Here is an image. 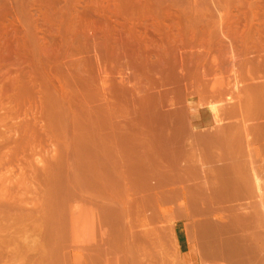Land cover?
<instances>
[{
	"label": "rangeland",
	"instance_id": "rangeland-1",
	"mask_svg": "<svg viewBox=\"0 0 264 264\" xmlns=\"http://www.w3.org/2000/svg\"><path fill=\"white\" fill-rule=\"evenodd\" d=\"M43 1L42 0H0V32L2 31L1 32L2 34L0 33V69H1L0 73L3 74L0 75V81H1L0 89L2 88V92L0 93H2L1 95H4L3 97L4 100L0 95V249L3 251L6 250L7 253L5 252V254L8 255L7 257L5 256V254L3 255V257L0 259V264H6L5 262H7V264H77V263L78 264H132L129 261H136L133 262V264H184L183 257L181 256L177 246V235L180 236L182 229L186 227L189 234L191 249L195 250L196 252L197 251L196 244L197 245L199 244V240L197 236V227L199 223L204 222L203 219L193 218L189 216V209L193 207L191 204L186 203L185 200L183 199L179 203L162 204L159 205L158 207L156 204L107 202L109 195L111 194L115 196L118 195L117 193L118 188L115 190L113 189V193H110V190L108 188H104V189L100 188L99 191L104 190V193H99L97 195L95 192H93L92 178L90 177L89 183L87 182L86 154H87V149H89L90 147L89 133L91 131V121H92V109H91L93 104L92 102L94 101L95 103L94 105H100V106H102V104L104 106H110L115 104L116 107L120 108V112H119L120 114L118 113V118L121 119V121L127 118L126 116L127 114L125 115V112L127 113L126 109L125 112H123L124 110H122V108L125 106L124 101L122 100V96L123 94L125 95V92L122 91L123 88L120 86L119 83L120 78L118 77L119 74L118 72L122 73V75L125 76L127 75V77L129 76L128 80L130 79L129 80L130 82L132 83L134 82L135 80L133 77L134 74H132V71H130L131 69L129 68H131V65H133L131 59H133L132 56L134 55L131 52L133 50H136L138 44H136V42L133 43L132 39L131 42L130 38L127 37L128 35L126 36L128 29L127 27L129 23L127 22V20L115 16V14L113 15L112 13H110L108 8L112 6V3H114L115 0H108V1L106 0L107 2L103 0L105 1V3L101 0L100 4L101 2H103L102 4H104L103 5L104 7H100V8H99L100 4L98 6L93 4L98 0L94 2H92V0H78L77 3L76 2L73 3L74 2L73 1L72 2L73 4H71V2L68 3L69 0H53V2L52 0L51 1L43 0ZM47 1H49V3ZM246 1L247 3L251 2L249 4H251L252 6H255L256 4L258 5L260 4V7L262 8L259 7L257 8V11L255 10L258 13V15L255 16V18L256 17L258 18L254 20L255 23H253V25L257 27L263 24L264 13H261L260 11L264 12L263 11L264 2H261V0H259V2L258 0H256V2L254 0L251 1L234 0L235 4L233 6L235 7L233 12L234 14L236 15L239 14V15L235 16L236 18L235 17L233 18L237 19L238 17L240 18L242 16L245 17V11L249 10V4H247ZM41 2H43L45 5ZM91 4L94 6H92ZM238 5L239 7L236 8V6ZM240 5L242 7H240ZM68 6H70L69 8H71L70 12L73 13L74 16L73 18L74 19L76 18L75 20H77L76 23L81 24V21H83L84 19L86 21H91V20L93 21L95 19L94 23L96 22L98 24L99 22V25H96L95 23L96 27L98 26L100 27L101 25L100 28L98 27L99 29L98 33H97L98 29H96L97 31L95 29H92L90 33L92 34L93 32V35H90L89 38L91 39L88 40L89 43L90 41L92 42V40L94 43L93 42L90 43V46L93 47V49L89 46L90 50L87 52V55L89 53L91 55L87 56L85 53V55L89 59L92 58V60H89L87 58L89 60V66L87 63V78L90 79L87 85H84L85 82H83L79 78H77V80L79 79L78 81H76V78H74L73 81H76L74 82L75 84H73V82L71 81L72 82L70 84L71 86L70 85L68 86L66 82L70 77L67 76L66 78L63 76L60 78L61 81H63L64 78L67 79L64 80L65 82L63 81V83H65L67 87L60 80H57L56 78H54L52 82L51 80L50 81L44 80L45 78L44 75H46L47 73L49 74L50 71L56 70L55 69L56 60L53 59L51 61H48L45 51L47 49H51L52 47L53 48L57 47V49L60 48L62 45L66 44L68 40L72 38V37L70 38L71 35H75L77 32H80L82 30V26L78 25L80 28L78 26H76V28L77 29L79 28L80 30L77 31L74 30L75 32L74 34L73 33L68 34L69 39H66V37L63 35V30H61V28H62V24L64 25V23L67 22V18L61 16V14L62 11L68 8ZM106 6L107 9L105 10ZM244 6H247L248 9H246L247 7L244 8ZM59 7L61 8V10ZM96 8H98L102 12L99 11L98 9L96 10ZM240 9L245 11L241 12ZM94 10L98 11V13ZM90 13L92 15L95 13L93 15L94 17ZM52 14H55L54 16L57 15L56 18L54 17L55 20L53 19V21H51L52 18L51 20H49L50 17L48 19V16H45V15L50 16ZM86 14H90V18L86 17ZM99 16L101 19L99 18ZM244 17H242L241 19L238 18L241 21L240 23L241 27L246 22V19ZM174 18L173 19L170 18L171 20H168L169 18H167L165 20L168 27L173 26L175 22L178 21L176 18L175 21ZM260 18L263 21V23L260 20ZM78 19L79 20L82 19V20L78 22ZM209 19L215 20L216 18L210 17ZM234 19L232 20L231 18L232 21H234ZM151 20L150 19L147 20L148 22L146 20L144 21L150 23ZM153 20L151 21L150 23L151 25H149V28L148 26L147 28L149 30L150 36L152 38H157V37H153L154 34H152L156 31L155 24L157 22V20H155L153 23ZM172 20L174 22L173 25H172L173 23ZM144 21H143L144 24L138 25L140 26L139 28H141L142 30L144 29L142 28L143 25H144L143 27H146V23ZM240 21H238V24L237 23L235 24L239 25ZM165 22L164 24H166ZM113 25L116 26V28L112 27ZM109 26L111 27L109 28ZM150 26L153 31H151ZM261 26H264V24ZM48 28L49 30L50 29L51 30L49 31ZM106 28H109V30H111L110 32L113 34L106 32L105 30ZM122 29L124 30L126 29V30L124 31ZM225 30H227V28ZM61 36H63L64 39L63 37L61 38ZM93 36L96 37L93 38ZM155 36L158 35L156 34ZM234 36L229 35V37L232 38L234 43L236 42L235 50L237 56L235 59L234 68L236 71H238L244 65L242 60L244 58L242 57L243 46H241L242 45L241 42L239 43L240 41L239 37L235 36L234 38ZM236 37H238V39ZM107 38L108 40H106ZM99 40L100 41L102 40L105 44L101 42L104 45L103 44L99 45L100 44V42H98ZM225 40L226 39L222 40L220 43L217 42L218 44H216L215 47L216 46L222 47L223 52L225 53L223 54L227 55L226 54L227 47L224 46V44L227 45L226 44L227 40L226 41ZM95 41H97L98 43ZM128 43L129 44L132 43L133 45H129V48L127 49L126 45ZM222 43L223 45L221 46ZM91 44H95V45H91ZM46 45L47 48H45ZM102 45L104 46V49L101 48ZM113 45H116L117 48L120 47L122 49V53H121L120 48L119 49L115 48L116 50H119L117 52H120L122 56L127 52L131 53L132 55L130 54L131 55L130 56L128 55V53L125 54L124 57H122L124 59L121 58L120 60L117 61V63L116 62L114 63L117 65V68H115L114 70L109 69L110 83H112V81L113 83L111 84L112 87H110L111 85L108 86L110 83L107 84L108 88L110 87L111 89L110 90L108 89L109 91L106 93L104 92L103 89L105 88V90H107V87L104 86L102 83L103 82L102 80L104 79L103 78L104 75L100 71L101 69L98 70L97 68L98 66L95 58H98L99 60L97 54L98 52L99 55H101V57L102 54H104L102 57L103 60L101 66L106 65V67L108 68L110 66V60L106 56L107 53L109 56V53H111L112 50L114 49ZM94 46L95 47L99 46V48L101 49L91 52L92 50H96L98 48L97 47L96 49H94L95 48ZM130 46H134L133 47L134 49L133 48L130 49ZM238 49L240 51H238ZM123 50L124 52L126 50L128 51L124 53ZM212 51L213 52L211 53H213V55L215 51L216 54L217 52H219L218 50H214V49ZM101 52L102 54H100ZM95 53L97 54V56ZM211 53H209L210 55L207 54L209 55V58L207 55H205L207 57L204 56L208 60L203 59L204 65L203 67H200L201 69L203 68L207 72L206 75L209 77L208 78L209 80H206V84H203L201 82L203 84L201 85V88H199L197 85H194L197 82L195 83V81L193 80H192L193 82H191L190 79L188 80L186 79L185 81L186 86H184V84L182 85L177 84V88H176L175 87L176 83L170 82L171 84L168 83L166 86L154 87L153 90L159 89L162 92L164 91L163 89L165 88L166 89L168 88L169 91L171 89L170 92L172 94L176 93L175 95H177V97L174 95L176 97L175 99L176 101H174V99L173 100L170 99L172 98L171 96L170 98L168 97L164 100L163 108L164 109L168 108V109L167 110L162 109L163 112L168 110L169 111L171 110L172 112L175 108V105H177V103L186 106V103L192 100H198V103L200 105L206 106L208 103L207 102L208 98L206 99V101L205 99L203 101L200 95L202 92L206 91L205 89H207L208 91L205 92L206 94L209 93V91H211V89L213 88L211 82L213 83L214 80L213 78L215 74H219L221 71L223 74L225 73L224 75L230 76L232 78L233 74H231V68L233 66L230 64L231 62H229V64L228 62H226V64L224 63L225 66L221 65V62L219 63V61L217 62V64H215L216 62L212 63ZM251 53L254 54L253 51ZM251 53L249 54L250 56L253 55V54L251 55ZM79 55L82 56L83 54L80 53L74 55L69 54L67 55L66 59L71 63V60L81 57ZM126 55L130 57H127ZM8 56L9 58H7ZM104 59L106 62L104 61ZM198 60L199 59H197V62H200L202 64L203 61L200 60L198 61ZM126 61L129 62L130 64H128ZM135 61L134 63L137 62ZM241 62L243 64H241ZM90 63L96 66L97 69H95V67ZM211 63L213 67L210 65ZM14 64L16 67L14 66ZM194 64H196V60ZM119 65L121 66L123 65V67L120 68L121 66ZM261 69L262 70H259L260 71L259 75L261 76L259 78L260 79L263 78L262 80H260L258 78V75L256 76L255 74V72H257L258 74L259 71L254 72L255 74L254 76L256 77V79L260 80V81L258 80V82L264 81V76H263L264 69L263 68ZM14 73H17L15 74L17 75L16 77ZM88 73H90L92 76L96 74L95 76H93V78L94 77L95 78L93 79L92 76L89 75ZM99 75L100 77H98ZM6 76H8V78H6ZM96 77H98V79ZM109 79L107 80L106 78L107 81H109ZM232 80L233 79L230 80L229 85L233 84ZM59 83H61L64 86L60 85ZM192 83L194 87L192 86ZM83 85L85 87H83ZM88 86L91 92L89 91V89H86L88 88ZM169 86H173L174 89L173 92H172L173 90L172 87L170 88ZM182 86H184V89H182ZM195 86L198 88H196ZM232 86L233 85L229 86V88L225 90L226 93L228 92L227 94L225 93V91H223L224 95L223 93L221 95V88L218 87L217 85L216 87L218 88L216 89L214 87L215 91L213 90L214 89L213 88L212 89L213 92L210 93L213 96H211L210 94L208 95V97L210 96L209 99L211 98L212 103L213 102L218 103L220 102V100L225 101L227 97V96L225 97V95H229L231 93ZM63 87H66L68 90L72 91L73 93L75 91L74 95L70 94L69 91H66V93H68V97L70 94L71 101L73 99L76 100L80 99V103H81L82 99L81 97L80 98L78 97L81 96L79 95L81 94V92L84 93L86 92L87 94L90 95L89 98L90 103H88L87 107L89 106L88 108H90L88 110L90 114L88 113V115H90L91 118L90 116L87 115V113L84 112L85 109H83V107H80L82 106V104L81 105L80 103L79 104L77 103V105L75 104L77 106L76 107L74 105L75 108L73 107V105L72 106L70 105V104H74L76 100L75 101L73 100V103L70 104L68 103L71 101H69L70 100L69 98L63 96V95H67L65 94V92H62L61 89H64ZM115 87H117L116 89L120 91L119 92L118 90H116V92L118 91L119 94L118 92L117 94L116 93L113 94V92L115 91L113 89H115ZM93 88H95V91ZM202 88L205 91H202L201 90ZM77 89L81 91L79 92ZM181 89L182 92H180ZM185 89H187V91L190 92L187 93ZM218 89L220 91H218ZM9 91L11 93H9ZM121 91L124 93H121ZM217 91L220 92L219 95L217 94ZM5 92H7L9 95L6 94ZM61 92L63 94H60ZM77 92H79L78 95ZM102 93L103 94L106 93L107 95L106 94L103 95ZM7 95L8 97L5 98ZM113 96L116 97V99H114ZM103 97L104 99H106L107 97L109 98L108 100L106 99L107 100L106 101L103 99ZM117 97L119 98V100ZM125 97L126 96H124V100ZM222 97L223 98L225 97V99H223ZM33 99L35 100V102ZM55 99L57 101H54ZM111 99L114 100V101L112 100V104H111ZM168 99L170 100L171 103L169 102ZM61 100L63 103L67 104V108L69 107L68 105L72 107L71 110H73L74 108L75 113L71 111L69 108L68 110L65 109L66 105L63 104ZM45 101L46 103H43ZM77 101L79 102V100ZM173 101L175 104L173 103ZM7 103L9 104L8 107L6 105ZM118 103L120 105L123 104L124 106L122 105L121 108ZM226 104H227L226 106L228 105L230 106V104L228 103ZM63 105L65 106L64 108H62ZM9 106L12 108H10ZM43 107L44 110L42 109ZM24 109H27L26 110L27 113L25 112ZM64 109L67 110L68 112L64 111ZM191 109L192 107L190 106L189 118L191 117ZM42 111L44 113H42ZM66 112L67 113L71 112V113L67 114ZM45 113H47V116H45L46 115ZM63 113L64 115L66 114L67 117L66 115L64 116ZM131 114L133 115L132 111L130 110L129 116H132ZM226 117H228V120H230L231 118H234L236 116L231 115L229 117L228 114V116ZM226 117H225V121L227 120ZM39 118H41L42 120ZM185 120L186 122L188 121V119ZM260 142L261 141H258L256 145L263 146L262 144L264 141L261 143ZM261 152L264 153V148L261 150ZM258 156H256L255 159L256 163L259 162L264 163V160L263 162H261L262 159H264L263 158L264 155L262 154L259 155L258 153ZM11 157L13 160L11 159ZM257 158H259V162L257 161L258 160ZM254 176H256L257 178L259 177L257 172H254ZM258 180L260 181V177L258 178ZM95 189L96 188H94V190ZM260 192H261V188H260ZM129 195H132V193L130 192ZM117 199H118L117 197L114 198V200ZM203 203L204 202H198V205L197 207H195V209H197V211L199 212H202V209H204L208 205ZM220 204L221 206H219ZM199 206H201L202 209ZM229 206L231 207L230 203L215 204L214 209L219 212L217 214L218 218L208 221L214 223H218L219 221L223 223L227 221L228 213L230 210ZM100 249L101 251H99ZM76 258L78 259L76 260ZM80 259H82L81 262ZM87 259L90 261V263ZM76 261L77 263H75ZM207 264H209V260L207 261Z\"/></svg>",
	"mask_w": 264,
	"mask_h": 264
},
{
	"label": "bare ground",
	"instance_id": "bare-ground-1",
	"mask_svg": "<svg viewBox=\"0 0 264 264\" xmlns=\"http://www.w3.org/2000/svg\"><path fill=\"white\" fill-rule=\"evenodd\" d=\"M43 1V0H42ZM51 1V0H50ZM74 1V2H73ZM77 1L78 0H69L68 1V3H70L71 2V4H73V3H77ZM94 1H96V0H92V2H94ZM100 1L101 0H98V1H96V2H94L93 4L94 5H99L100 4ZM103 1V0H102ZM106 1V0H105ZM105 1H103L104 3H105ZM108 1V0H107ZM106 1V2H107ZM251 1V0H250ZM255 2H256V0H254ZM44 2V1H43ZM43 2H41V3H43ZM48 3H49V1H47ZM52 2H53V0H52ZM51 2V3H52ZM55 2V1H54ZM73 2V3H72ZM79 2H81V1H79ZM83 2V1H82ZM91 2V3H92ZM103 2H101V4L99 5V8L100 7H104L103 5L104 4H102ZM244 2V1H243ZM253 2V1H252ZM258 2H259V0H258ZM261 2H264V0H261ZM50 3V4H51ZM96 3V4H95ZM237 3V2H236ZM246 3H247V1H246ZM249 3H251V2H249ZM249 3H247V4H249ZM44 4V3H43ZM53 4V3H52ZM89 4V3H88ZM235 3H234V0H115L114 1V3H112V6L110 7V8H108L109 9V11H110V13H112L113 15L115 14V16H118V17H121V18H123V19H125V20H127V22L129 23V25H128V29H127V34H126V36L127 37H129L130 38V41H131V39H132V41H133V43H135L136 42V44H138V47L136 48V50H133L134 48V46L136 45H134V46H130V49L131 48H133L131 51V53L134 55V56H132L133 57V59H135V60H133V59H131L132 61L131 62H133L132 64L134 65H131V68H129V69H131L130 71H132V74H134L133 75V77H134V82L132 83V82H130L129 80H128V78H129V76L127 77V75L125 76V75H122V73H120V72H118L119 74H118V77L120 78V81H119V79H118V81H119V83H120V86L123 88V90L122 91H124L125 92V95L123 94V96H122V100L124 101V105L126 106V108H125V106L122 108L121 106L122 105H120L119 103V106L122 108V110H124L123 112H125V109H126V111H127V113L125 112V115L128 117L129 116V114H130V110L132 111V113H133V117H136L135 119H139V122H141L140 120H142L143 121V123L147 120L148 121V119H150L152 116H156V119L157 118H159L158 116H163V117H166V119H167V117L168 118H170V117H174L175 116V119L178 117V119L179 120H181V122L184 124V122H186V120L185 119H188V121L190 120V118H189V112H190V102L188 103H186V106H183L182 104H179V103H177V105H175V108H174V110L171 112V110L169 111H165V112H163V110L162 109H164L163 107V102H164V100L166 99V98H170V96L172 97V98H170V99H174V101H176L175 99H176V97H177V95H175L176 93H171L170 91H171V89H170V91L168 90V88L166 89H163L164 91L162 92L161 90H159V89H156V90H153L154 89V87H158V86H166L168 83H176V88H177V84H179V85H182V84H184V86H186L185 85V81H186V79L188 80V79H190V81L191 82H193V81H195V83L197 82H199L198 84L196 83V84H194V85H197L199 88H201V85H203V84H206V80H209L208 78V76L206 75V71L202 68H200V67H203V65H204V61H203V59H206L205 57H207L208 56V58H209V53H211V52H213L212 50L214 49V50H218L219 52H217V54H216V51H215V53H214V55H213V53H211L212 54V59H211V61H212V63L214 62H216L215 64H217V62L219 61V63L221 62V65H224V63L226 64V62H228V64H229V62H231L230 64L233 66L232 68H231V74H233V76H232V78L230 77V76H226V75H224L221 71H220V73L219 74H215V76H214V80H213V83L211 82V84H212V87L214 88H218V87H220L221 88V95H222V93H223V95H224V92L223 91H225V90H227V88H229V86H231V85H233L232 86V91H231V93L229 94V95H225V97H226V100L225 101H221L220 100V102H218V103H212L211 102V98L209 99V97H208V95L210 94V93H212L213 91H212V89H211V91H209V93H205V92H208L207 91V89H205V90H203V88L201 89L202 91H205V92H202L201 93V95H200V97L203 99V101H204V99H205V101H206V99L208 98V100H207V107L209 108V110L212 112V114H213V116L215 117V120H216V123H217V125H220V124H222V126L223 125H225L224 124V122H228L227 120H228V117H226V116H228V114H229V117L231 116V115H233V116H236V117H234V118H236L235 120H236V122L237 123H235L234 125H237V127H236V131L234 130V132H237L239 135H238V138H239V136L240 135H244L245 137H246V143L243 145V146H241L242 144H239V149L241 148V149H245L244 151L245 152H247L248 153V156L247 157H249L250 159V161H249V163H251V165H253V164H255L254 162V160L256 159V156H258V153H259V155H264V153L263 152H261V150L264 148V81H261V82H258V80L260 79L259 77H261L260 75H259V73H260V71L259 70H262L261 68H263L264 69V26H261V25H263L264 23H263V21L261 20V18H260V20L262 21V23L263 24H261V25H259V26H257V27H255V25H253V23H255L254 22V20L256 19V18H258V17H256L255 18V16H257L258 15V13L256 12L257 11V8H259L260 7V4L258 5V4H256L255 6H252L251 4H249V10L248 11H245V10H241L240 9V11L242 12H244L245 11V17L244 16H242V17H244L245 19H246V22H245V24L241 27L240 26V23H241V21H240V19L242 18H240V17H238V18H240V19H238V21H240L239 22V25H237L238 24V21H237V19H234L233 17H235V16H238V15H236V14H234V7L235 6H233ZM238 4V3H237ZM236 4V5H237ZM45 5V4H44ZM55 5V4H54ZM81 5V4H80ZM92 5V4H91ZM94 5H92V6H94ZM43 6V5H42ZM61 6V5H60ZM65 6V5H64ZM48 7V6H47ZM50 7H52V6H50ZM70 6H68V8L67 7H65V8H67L66 10H64V11H62V14H61V16H64V17H66L67 18V22L66 23H64V25L62 24V28H61V30H63V35L66 37V39H69L68 38V34H74L75 32H74V30L75 31H77V30H80L79 28V26L81 25L82 26V30L80 31V32H77L75 35H71L70 36V38L72 37H74L73 39L71 38L70 40H68V42H66V44H64V45H62L60 48H58L57 49V47H55V48H51V49H47L46 51H45V54H46V56H47V60L48 61H51V60H56L55 62H56V64H55V71L53 70V71H50L49 72V74L47 73H45L46 75H44V80H46V81H50L51 80V82H52V80L54 79V78H56L57 80H60L61 81V77L63 76V77H65L66 78V76L67 77H70V78H68V80L70 81H68L67 79H65L64 78V80H67V84H68V86L73 82V84H75L74 82H76V81H78L79 79L80 80H82L83 82H85V84L84 85H87L88 84V82L90 81V79L89 78H87V63H88V66H89V60H92V58H88L87 56L88 55H91L90 53L87 55V52L90 50V48H89V46H90V43H92L93 42V40H92V42L90 41V43L88 42V40L89 39H91V38H89L90 37V35H93V32H92V34L90 33L91 31H92V29H98V27H96V25H99V22H98V24L96 23V25H95V23H94V20L92 21H86L85 19L83 20V21H81L82 19H78V22L79 21H81V24L80 23H76V21L77 20H75L73 17V13L72 12H70L71 10V8H69ZM77 7V6H76ZM84 7H85V5H84ZM96 7V6H95ZM109 7V6H108ZM237 7H239V5L238 6H236V8ZM240 7H242L241 5H240ZM245 7H247V6H244V8ZM60 8V7H59ZM73 8V7H72ZM260 8H262V7H260ZM46 9V8H45ZM63 9V8H62ZM85 9V8H84ZM98 8H96V10H97ZM101 9H103V8H101ZM107 9V6L105 7V10ZM246 9H248V7L246 8ZM263 9H264V7H263ZM43 10V9H42ZM54 10V9H53ZM60 10H61V8H60ZM96 10H94V11H96ZM99 10V9H98ZM236 10H238V9H236ZM256 10V11H255ZM52 11V10H51ZM50 11V12H51ZM58 11V10H57ZM90 11V10H89ZM99 11H101V10H99ZM264 11V10H263ZM79 12H80V10H79ZM97 13H98V11H96ZM102 12V11H101ZM258 12H259V10H258ZM261 13H264V12H262V11H260ZM56 13H58V12H56ZM49 14V13H48ZM77 14V13H76ZM84 14V13H83ZM91 14V13H90ZM90 14H86V17H88V18H90ZM95 14V13H94ZM93 14V15H94ZM55 14H52V15H45V16H48V19H49V17H50V19L49 20H51V18H52V20L51 21H53V19H54V17L56 18L57 17V15L56 16H54ZM92 15V14H91ZM92 15V16H93ZM111 15V14H110ZM53 16V17H52ZM82 16V15H81ZM108 16V15H107ZM43 17V16H42ZM59 17V16H58ZM94 17V16H93ZM176 18L178 21L177 22H175V24H174V22H173V20H172V25L173 26H167V23L165 22V20L167 19V18H169L168 20H171V19H173V18ZM210 17H214V18H216L215 20L214 19H209ZM263 17V16H262ZM80 18V17H79ZM99 18H100V16H99ZM171 18V19H170ZM174 18V19H175ZM231 18H232V20L234 19V21H232L231 20ZM236 18V17H235ZM101 19V18H100ZM110 19V18H109ZM153 20V19H155V20H157V22H156V24H155V32L154 33H152V34H154V36L153 37H157V38H152L151 36H150V34H149V30H148V28H149V25H151L150 23H151V21H150V23H147L148 21L147 20ZM176 19H175V21H176ZM45 20H46V18H45ZM55 20V19H54ZM138 20V21H137ZM141 20H146V21H144L145 23H146V27H143L142 26V28H144L143 30L141 29V28H139L140 26H138V25H142V24H144L143 23V21H141ZM155 20H153V23H154V21ZM168 20H167V22H168ZM243 20V19H242ZM48 21V20H47ZM106 21V20H105ZM257 21V20H256ZM260 21V22H261ZM43 22H45V21H43ZM42 22V23H43ZM50 22V21H49ZM63 22V21H62ZM61 22V23H62ZM112 22V21H111ZM164 22L166 23V24H164ZM152 23V24H153ZM170 23V22H169ZM232 23V24H231ZM235 23H237V24H234ZM243 23V22H242ZM51 24V23H50ZM107 24V23H106ZM148 24V25H147ZM56 25H58V24H56ZM79 25V26H78ZM112 25V24H111ZM114 25H115V23H114ZM112 26V27H115L116 28V26ZM170 25V24H169ZM48 26V25H47ZM61 26V25H60ZM76 26H78L79 28L77 29L76 28ZM147 26H148V28H147ZM167 26V27H166ZM95 27V28H94ZM100 27H101V25H100ZM99 27V28H100ZM111 26H109V28H110ZM227 28V30H225L226 28ZM109 28H106L105 30H106V32H108V33H111L110 31L111 30H109ZM118 28V27H117ZM152 28H153V26H152ZM57 29H58V26H57ZM150 29H151V26H150ZM48 30H49V28H48ZM51 30V29H50ZM49 30V31H50ZM95 30H93V31H95ZM101 30H102V28H101ZM108 30V31H107ZM118 30V29H117ZM122 30H124V29H122ZM126 30V29H125ZM124 30V31H125ZM97 31V30H96ZM151 31H153L152 29H151ZM2 32V31H1ZM0 32V33H1ZM99 32V29H98V31H97V33ZM228 32V33H227ZM61 33V32H60ZM96 33V34H97ZM2 34V33H1ZM50 34V33H49ZM62 34V33H61ZM107 34V33H106ZM111 34H113V33H111ZM158 35V36H155V35ZM235 35V36H238L239 37V39H240V41H239V43L241 42V46H243V56L242 57H244L242 60H243V63H244V65L241 67V65H240V69L238 70V71H236L235 70V68H234V63H235V59H236V56H237V53H236V50H235V43H234V41L232 40V38H230L229 37V35ZM60 35V34H59ZM109 35V34H108ZM2 36V35H1ZM125 36V35H124ZM235 36H234V38H235ZM63 36H61V38H62ZM94 37H96V36H93V38ZM238 37H236L237 39H238ZM98 38V37H97ZM104 38V37H103ZM124 38V37H123ZM233 38V39H234ZM49 39V38H48ZM63 39H64V37H63ZM111 39V38H110ZM224 39H226L227 40V45H225L224 44V46H226L227 47V49H226V47H225V49L227 50L226 52V54L227 55H224L225 53L223 52V49H222V47H220V46H216L215 47V45L216 44H218V43H220L222 40H224ZM95 40H96V38H95ZM106 40H108V38L106 39ZM124 40V39H123ZM127 40H129V39H127ZM225 40V41H226ZM51 41V40H50ZM70 41V42H69ZM131 41V42H132ZM59 42V41H58ZM65 42V41H64ZM95 42H97V41H95ZM98 42H100V44L99 45H101V44H103L104 42L101 40H99ZM97 42V43H98ZM101 42H103V43H101ZM218 42V43H217ZM224 42V41H223ZM251 42H252V44H251ZM94 43V42H93ZM117 43V42H116ZM130 43V42H129ZM127 44L126 46H127V49L129 48V45H133L132 43L131 44ZM52 44V43H51ZM105 44V43H104ZM103 44V45H104ZM48 45V44H47ZM47 45H46V47L45 48H47ZM50 45V44H49ZM91 45H95V44H91ZM96 45H98V44H96ZM102 45V47L101 48H103L104 49V46ZM107 45V44H106ZM105 45V46H106ZM223 45V43L221 44V46ZM240 45V44H239ZM114 46V49L113 50H115V51H113L112 50V52L111 53H109V56H108V53H107V56L106 57H108L109 58V60H110V68L108 67H106V65H103V66H101L102 65V57H103V55L104 54H102V52L100 53V54H102V57H101V55H99V52L97 53L98 54V57H99V60H98V58H95L96 59V63H97V68H98V70L99 69H101L100 71L103 73V75H104V79L102 80L103 82V85L104 86H106L107 87V90H105V88H104V86H103V90H104V92H108L111 88L110 87H112V83H113V81H112V83H110V79H109V74H110V71H109V69H111V70H114L115 68H117V65L116 64H114L115 62L117 63V61L118 60H120L122 57H124V55L125 54H127L128 53V55H130L131 53H129V52H127L128 50H126L125 52H127V53H125L124 52V50L126 49V46H125V49L123 50V52L125 53L123 56H122V49L120 50L121 51V53L120 52H117V51H119V50H116L115 48H117V46L116 45H113ZM116 46V47H115ZM17 47V46H16ZM26 47V46H25ZM30 47V46H29ZM91 47V46H90ZM95 47V46H94ZM98 47V48H97ZM124 47V46H123ZM220 47V48H219ZM92 49H93V47H91ZM97 48V49H96ZM101 48H99V46H96L94 49H96V50H92L91 52H94V51H97L98 49H101ZM110 48V47H109ZM119 48H117V49H119ZM16 49H18V48H16ZM224 49V50H225ZM13 50V49H12ZM34 51V50H33ZM32 51V52H33ZM105 51V50H104ZM130 51V50H129ZM238 51H240L239 49H238ZM254 52V54L253 53H251V52ZM43 52V51H42ZM242 52V51H241ZM14 53V52H13ZM17 53V52H16ZM78 53H80V54H83L82 56L81 55H79V56H81V57H79V58H77V59H73V60H71V63L66 59L67 58V55H74V54H78ZM85 53H86V55H85ZM105 53V52H104ZM224 53V54H223ZM251 53V55L252 56H250L249 54ZM96 54V53H95ZM94 54V55H95ZM97 54H96V56H97ZM131 54V55H132ZM207 54H209V55H207ZM130 55V56H131ZM205 55H207V56H205ZM239 55V54H238ZM19 56V55H18ZM34 56V55H33ZM46 56H44V57H46ZM93 56V55H92ZM127 56V55H126ZM125 56V57H126ZM130 56H127V57H130ZM205 56V57H204ZM15 57V56H14ZM101 57V58H100ZM131 57V58H132ZM240 57V56H239ZM7 58H9V56L7 57ZM74 58V57H73ZM89 60H88V59ZM63 59H65V60H63ZM70 59V58H69ZM72 59V58H71ZM122 59H124V58H122ZM126 59V58H125ZM197 59H199L200 61H203L202 62V64L200 63V62H197ZM239 59V58H238ZM237 59V60H238ZM68 62H67V61ZM107 60V59H106ZM195 60H196V64H194V62H195ZM198 60V61H199ZM206 60H208V59H206ZM34 61V60H33ZM104 61H105V59H104ZM134 61L136 62V63H134ZM19 62V61H18ZM106 62V61H105ZM127 62V61H126ZM17 63V62H16ZM128 64H130L129 62H127ZM209 63V62H208ZM212 63L210 64L211 66H212ZM218 63V64H219ZM242 62H241V64H243ZM36 64V63H35ZM53 64V63H52ZM91 65H93L92 63H90ZM104 64V63H103ZM106 64V63H105ZM124 64V63H123ZM199 64H201V65H199ZM17 65V64H16ZM109 65V64H108ZM125 65H126V63H125ZM124 65V66H125ZM220 65V66H221ZM14 66H15V64H14ZM35 66V65H34ZM94 66V65H93ZM93 66H91V67H93ZM101 66V67H100ZM119 66H121V65H119ZM210 66V67H211ZM225 66V65H224ZM223 66V67H224ZM16 67V66H15ZM46 67V66H45ZM95 67V69H97L96 68V66H94ZM123 67V65L120 67V68H122ZM126 67V66H125ZM133 67V68H132ZM206 67V66H205ZM213 67V66H212ZM211 67V68H212ZM218 67V66H217ZM236 67V66H235ZM89 68V67H88ZM119 68V69H120ZM216 68V67H215ZM214 68V69H215ZM219 68H221V67H219ZM21 69V68H20ZM128 69V70H129ZM238 69V68H237ZM1 70V69H0ZM92 70H93V68H92ZM187 70V71H186ZM223 70V69H222ZM8 71V70H7ZM91 71V70H90ZM96 71V70H95ZM210 71V70H209ZM255 71H259L258 72V74H257V72H255ZM3 72V71H2ZM125 72V71H124ZM129 72V71H128ZM214 72H216V71H214ZM254 72H255V74H256V76L258 75V80L256 79V77L254 76L255 74H254ZM4 73H5V71H4ZM94 73V72H93ZM97 73H98V71H97ZM212 73V72H211ZM218 73V72H217ZM2 73H0V75H1ZM15 74H17V73H14V75ZM89 75H91L90 73H88ZM131 74V75H132ZM3 75V74H2ZM5 75V74H4ZM13 75V74H12ZM96 75V74H95ZM95 75H93V76H95ZM113 75H114V73H113ZM17 75H15V77H16ZM92 76V75H91ZM93 76H92V78H93ZM211 76V75H210ZM264 76V75H263ZM10 77V76H9ZM12 77V76H11ZM31 77V76H30ZM98 77H100V75L98 76ZM98 77H96L97 79H98ZM6 78H8V76H6ZM14 78V77H13ZM74 78H76V81H73V79ZM77 78H79L78 80H77ZM95 78V77H94ZM93 78V79H94ZM106 78H107V80L109 79V81H107L106 80ZM12 79V78H11ZM18 79V78H17ZM71 79V80H70ZM89 79V80H88ZM231 79H233L232 80V82H233V84H231V85H229L230 84V80ZM263 78H261L260 80H262ZM1 80H2V78H1ZM30 80V79H29ZM32 80V79H31ZM63 80V79H62ZM63 80V81H64ZM193 80V81H192ZM257 80V81H256ZM259 80V81H260ZM5 81V80H4ZM14 81V80H13ZM25 81V80H24ZM60 81H58V82H60ZM63 81H61L62 83H63ZM72 81V82H71ZM1 82V81H0ZM21 82V81H20ZM54 82V81H53ZM65 82V81H64ZM69 82V83H68ZM96 82V81H95ZM107 82V83H106ZM189 82V81H188ZM203 84H202V83ZM208 82V81H207ZM3 83V82H2ZM12 83V82H11ZM10 83V84H11ZM34 83V82H33ZM49 83V82H48ZM110 83V84H109ZM118 83V84H119ZM170 83V84H171ZM201 83V84H200ZM5 84H6V82H5ZM37 84V83H36ZM54 84V83H53ZM60 85H62L61 83H59ZM64 85H65V83H63ZM72 84V85H73ZM77 84V83H76ZM83 84V83H82ZM94 84V83H93ZM107 84H109L108 86H110L109 88H108V86H107ZM117 84V85H118ZM186 84H188V83H186ZM15 85V84H14ZM32 85V84H31ZM59 85V86H60ZM64 85H62V86H64ZM83 85V87H85ZM91 85V84H90ZM207 85H208V83H207ZM218 85V87H216ZM1 86V85H0ZM10 86V85H9ZM23 86V85H22ZM25 86V85H24ZM34 86V85H33ZM55 86V85H54ZM66 87H67V85H65ZM71 86V85H70ZM92 86V85H91ZM113 86H114V84H113ZM116 86V85H115ZM184 86H182V89H184ZM192 86H193V83H192ZM58 87V86H57ZM66 87H63L64 89H61L62 90V92H65V94H67V95H63V96H65L66 98H69L70 99V94H72V95H74V93H75V91H74V89H73V91H74V93L72 92V91H70V90H68ZM94 87V86H93ZM170 88L172 87V89H173V86H169ZM181 87V86H180ZM194 87V86H193ZM196 87V86H195ZM198 87H196V88H198ZM204 87V86H203ZM207 87V86H206ZM3 88H4V85H3ZM7 88V87H6ZM11 88V87H10ZM33 88V87H32ZM52 88V87H51ZM62 88V87H61ZM66 88V89H65ZM117 87H115V89H113V90H115L114 92H113V94L114 93H116L117 94V92L119 91L118 89H116ZM176 88H175V90H176ZM215 88L213 89L214 91H215ZM219 88V89H220ZM24 89V88H23ZM50 89V88H49ZM71 89V88H70ZM86 89H89V86H88V88H86ZM94 89V91H95V88H93ZM93 89H92V91H93ZM100 89H101V87H100ZM109 89V90H108ZM119 89H121V88H119ZM182 89L180 90V92H182ZM209 89V88H208ZM218 89V91H220ZM1 91L0 92H2V88L0 89ZM29 90H31V89H29ZM43 90V89H42ZM53 90V89H52ZM58 90V89H57ZM78 91H79V89H77ZM76 90V91H77ZM116 90H118L117 92H116ZM186 90V92L188 93V92H190V91H187V89H185ZM185 90H183V91H185ZM198 90V89H197ZM5 91H7V90H5ZM11 91V90H10ZM9 91V93H11ZM34 91V90H33ZM32 91V92H33ZM66 91H69L70 92V94H69V97H68V93H66ZM81 91V90H80ZM79 91V92H80ZM83 91V90H82ZM89 91H90V89H89ZM112 91V90H111ZM121 91V93H124V92H122ZM174 91V89L172 90V92ZM192 91V90H191ZM217 91V94L219 95L220 94V92H218ZM43 92V91H42ZM46 92V91H45ZM60 93V94H63V93ZM79 92H77V95H78V93ZM91 92V91H90ZM120 92V91H119ZM119 92H118V94H119ZM6 94H8L7 92H5ZM5 93H3V94H5ZM53 93V92H52ZM93 93V92H92ZM106 93H102L103 95H105ZM186 93V94H187ZM198 93V92H197ZM200 93V92H199ZM225 93H226V91H225ZM228 93V92H227ZM226 93V94H227ZM2 93H0V95H1ZM18 94V93H17ZM186 94H185V96H186ZM214 94V93H213ZM216 94V93H215ZM9 95V94H8ZM8 95L5 97V98H7L8 97ZM49 95V94H48ZM77 95H75V96H77ZM79 95H81V96H78L79 98L81 97V99H82V102L80 103V99H77V100H79V102L76 100V99H73L75 102H74V104H70V103H73V100L71 101V99L69 100V101H71V102H68L71 106L73 105V107H74V105L76 104L77 105V103L79 104L80 103V105L82 104V106H80V107H83V109H85V110H87V111H85L84 110V112L85 113H87V115H88V113H89V109L90 108H88L87 107V105H88V103H90V95L89 94H87L86 92L84 93V92H81V94H79ZM107 95V94H106ZM176 97H175V96ZM183 95H184V93H183ZM211 96H213L212 94H210ZM2 96V99L4 100V95H1ZM19 96V95H18ZM62 96V97H63ZM98 96H99V94H98ZM111 96V95H110ZM120 96H121V94H120ZM124 96H126L125 97V100H124ZM174 96V97H173ZM192 96H193V94H192ZM14 97V96H13ZM25 97V96H24ZM43 97V96H42ZM41 97V98H42ZM49 97V96H48ZM55 97V96H54ZM57 97V96H56ZM61 97V96H60ZM95 97H96V95H95ZM105 97V96H104ZM104 97H103V99H104ZM182 97H184V96H182ZM215 97V96H214ZM213 97V98H214ZM225 97L223 98V99H225ZM26 98V97H25ZM52 98V97H51ZM65 98V99H66ZM108 98L109 97H107L106 99L108 100ZM113 98L114 99H116V97H114L113 96ZM118 98V97H117ZM28 99V98H27ZM53 99V98H52ZM62 99V98H61ZM106 99H104V100H106ZM201 99V100H202ZM30 100V99H29ZM34 100V99H33ZM41 100V99H40ZM63 100V99H62ZM62 100H61V102H62ZM67 100V99H66ZM106 100V101H107ZM112 100L113 99H111V104H112ZM118 100H119V98H118ZM120 100H121V98H120ZM122 100H121V102H122ZM169 100V99H168ZM24 101V100H23ZM49 101V100H48ZM47 101V102H48ZM54 101H57L56 99L54 100ZM59 101H60V98H59ZM65 101V100H64ZM98 101V100H97ZM105 101V102H106ZM114 101V100H113ZM174 101H173V103H174ZM32 102V101H31ZM34 102H35V100H34ZM33 102V103H34ZM104 102V101H103ZM169 102H170V100H169ZM168 102V103H169ZM186 102V101H185ZM20 103H21V101H20ZM19 103V104H20ZM32 103V104H33ZM43 103H46V101L45 102H43ZM49 103V102H48ZM59 103V102H58ZM63 103V102H62ZM107 103V102H106ZM165 103H166V101H165ZM164 103V104H165ZM171 103V102H170ZM169 103V104H170ZM182 103H183V101H182ZM226 103H228V104H230V106L228 107V106H226L227 104ZM31 104V103H30ZM36 104V103H35ZM41 104V103H40ZM54 104V103H53ZM63 104H65V103H63ZM95 104V103H94ZM102 104V103H101ZM105 104V103H104ZM114 104V103H113ZM117 104V103H116ZM175 104V103H174ZM174 104H173V107H174ZM7 105V107H8V103L6 104ZM15 105V104H14ZM13 105V106H14ZM29 105V104H28ZM57 105V104H56ZM59 105V104H58ZM66 105V107L63 105V107L62 108H64L65 107V109H67L68 110V108L71 110V106L70 105H68L69 107L67 108V104H65ZM75 105V106H76ZM85 105V106H84ZM103 105V104H102ZM108 105V104H107ZM5 106V105H4ZM18 106V105H17ZM97 106V105H96ZM112 106H114V108H115V104L114 105H112ZM118 106V105H117ZM10 107V106H9ZM15 107V106H14ZM33 107V106H32ZM41 107V106H40ZM52 107V106H51ZM61 107V106H60ZM77 107V106H76ZM79 107V108H80ZM84 107H87V108H84ZM99 107H100V105H99ZM101 107H103V106H101ZM107 107V106H106ZM131 107H132V109H131ZM171 107V106H170ZM3 108V107H2ZM1 108V109H2ZM10 108H12V107H10ZM20 108V107H19ZM22 108V107H21ZM75 108V107H74ZM74 108H73V110H71V111H73L74 113H75V111H74ZM108 108V107H107ZM113 108V109H114ZM117 108V107H116ZM229 108V109H228ZM29 109V108H28ZM43 110H44V107L42 108ZM54 109V108H53ZM64 109V111H67V110H65ZM82 109V108H81ZM92 109V108H91ZM112 109V108H111ZM112 109V110H113ZM118 109V108H117ZM168 109V108H167ZM167 109H164V110H167ZM23 110V109H22ZM25 110V112H26V110L27 109H24ZM46 110V109H45ZM69 110V111H70ZM94 110H96V109H93V111ZM101 110V109H100ZM99 110V111H100ZM121 110V111H122ZM6 111V110H5ZM31 111V110H30ZM37 111V110H36ZM63 111V110H62ZM79 111V110H78ZM91 111V110H90ZM103 111V110H102ZM68 112V111H67ZM66 112V113H67ZM72 112V113H73ZM80 112V111H79ZM83 112V113H84ZM114 112H116V111H114ZM27 113V112H26ZM37 113V112H36ZM35 113V114H36ZM42 113H44L43 111H42ZM52 113V112H51ZM71 113V112H70ZM70 113H67V114H70ZM84 113V114H85ZM100 113V112H99ZM110 113H112V111L110 112V110H109V114ZM46 115L45 116H47V113H45ZM61 114V113H60ZM90 114V113H89ZM95 114V111H94V113H93V115ZM102 114V113H101ZM104 114H106L105 112H104ZM112 114H114V113H112ZM116 114H117V112H116ZM120 114V113H119ZM29 115V114H28ZM41 115H43V114H41ZM40 115V116H41ZM63 115H64V113H63ZM62 115V116H63ZM66 115V114H65ZM64 115V116H65ZM132 115V114H131ZM32 116V115H31ZM59 116V115H58ZM70 116V115H69ZM88 116H90V115H88ZM120 116V115H119ZM66 117H67V115H66ZM94 117H99V116H95L94 115ZM108 117V116H107ZM113 117H114V115H113ZM131 117V116H130ZM130 117H128V118H130ZM225 117L227 118V120L225 121ZM42 118V117H41ZM41 118H39V119H41ZM70 118V117H69ZM69 118H67V119H69ZM90 118H91V116H90ZM100 118V117H99ZM132 118V117H131ZM155 118V117H154ZM32 119V118H31ZM34 119V118H33ZM110 119H111V117H110ZM115 119V118H114ZM173 119V118H172ZM171 119V120H172ZM42 120V119H41ZM75 120V119H74ZM73 120V121H74ZM95 120V119H94ZM113 120V119H112ZM116 120V119H115ZM133 119H131V121H132ZM145 120V121H144ZM151 121H152V118L150 119ZM153 120H155V119H153ZM158 120V119H157ZM169 120V119H168ZM234 120V119H233ZM102 121V120H101ZM107 121V120H106ZM137 122H138V120H136ZM136 121H134V122H136ZM146 121V122H147ZM150 121V126H153L154 124H153V122H151ZM187 121V125L189 124V122ZM171 122H173V121H171ZM179 122V121H178ZM191 122V121H190ZM107 123H110V121L109 122H107ZM112 123V122H111ZM131 123H133V122H131ZM155 123H156V121H155ZM159 123H161V122H158V124ZM127 124V123H126ZM136 124V123H135ZM148 124H149V121H148V123H147V126H148ZM152 124V125H151ZM157 124V125H158ZM173 124H174V122H173ZM177 123H175V125H176ZM231 124V123H230ZM104 125H106V123L104 124ZM113 125V124H112ZM143 125V124H142ZM141 125V126H142ZM156 125V124H155ZM161 125H163V124H161ZM178 125V127H179V124H177ZM176 125V126H177ZM181 125V124H180ZM185 125V124H184ZM234 125H233V127H234ZM28 126H30V125H28ZM33 126V125H32ZM126 126H128V125H126ZM140 126V127H141ZM144 126H146V125H144ZM165 126V125H164ZM172 126V125H171ZM175 126V127H176ZM182 126V125H181ZM230 126H232V125H230ZM108 127V126H107ZM111 127V126H110ZM135 128H136V126H134ZM137 127H138V125H137ZM157 128L159 127V126H156ZM162 128H163V126H161ZM175 127H173V129L175 128ZM191 127V125H189V128ZM33 128V127H32ZM89 128V127H88ZM120 128V127H119ZM123 128V127H122ZM126 128H128V127H126ZM149 128H152V127H149ZM153 128H154V126H153ZM183 128H185V126H183ZM192 128V127H191ZM190 128V129H191ZM210 128V127H209ZM226 128V127H225ZM231 128V127H230ZM229 128V129H230ZM133 129V128H132ZM144 129H146V131H147V129L148 128H144ZM166 129H171V128H166ZM190 129H186V130H188V131H190ZM217 129H218V127H217ZM216 129V130H217ZM233 129V128H232ZM118 130V129H117ZM125 130V129H124ZM129 130V129H128ZM175 130V129H174ZM185 130V131H186ZM192 130V129H191ZM219 130V129H218ZM101 131V130H100ZM100 131H98L97 130V132L99 133ZM131 131V130H130ZM148 131H149V129H148ZM148 131H147V133H148ZM172 131V130H171ZM177 131H178V129H177ZM176 131V133L175 132H170V133H175V134H177L178 132ZM200 131V130H199ZM203 131H205V132H203L204 134L205 133H211V135H212V132H213V129H207V130H203ZM152 132V131H151ZM157 132V131H156ZM164 132V131H163ZM191 132V134L192 135H196L197 133H196V131H194V134L192 133L193 132V130L192 131H190ZM215 132V131H214ZM219 132V131H218ZM227 132V131H226ZM229 132V131H228ZM124 134L125 133H127V132H123ZM131 133V132H130ZM154 133V132H153ZM153 133H151V134H153ZM169 133V132H168ZM167 133V134H168ZM179 133H180V131H179ZM184 133V132H183ZM196 133V134H195ZM220 133V132H219ZM230 133V132H229ZM232 133H233V130H232ZM149 134V133H148ZM162 134V133H161ZM166 134V133H165ZM186 134V133H185ZM184 134V138H179V139H181L180 140V142L181 143H184V142H182V139L184 140L185 138H186V136L188 137V135L186 134L185 135ZM199 134V137H200V134L201 133H198ZM214 134V133H213ZM236 134V133H235ZM102 135V134H101ZM113 135V134H112ZM179 135H181V134H179ZM183 135V134H182ZM192 135H191V137H192ZM221 135V134H220ZM232 135V134H231ZM134 136V135H133ZM175 136V135H174ZM218 136V133H217V135H215V136H213V137H217ZM102 137H104V136H102ZM177 137H178V135H177ZM181 137V136H180ZM189 137H190V135H189ZM188 137V138H189ZM205 137H207V139H208V136H205ZM220 137H223V136H220ZM225 137H226V135H225ZM224 137V138H225ZM229 137H230V135H229ZM242 137V136H241ZM241 137L239 138V139H241ZM155 138H157V137H155ZM158 138H160V137H158ZM162 138V137H161ZM160 138V139H161ZM165 138V137H164ZM187 138V139H188ZM103 139V138H102ZM125 139V138H124ZM152 139V138H151ZM173 139H175V138H173ZM194 139V138H193ZM192 139V140H193ZM197 138L195 137V141H197L196 140ZM202 139V138H201ZM221 139V138H220ZM226 139H229L228 138V136L226 137ZM110 140H111V138H110ZM123 140V139H122ZM131 140V139H130ZM138 140V139H137ZM166 140H167V138H166ZM171 140V139H170ZM199 140V139H198ZM206 140V138H204V140L203 141H205ZM210 140V139H209ZM213 140V142H214V138L213 139H211V141ZM242 140V139H241ZM244 140H245V138H244ZM261 141V142H263V146H258V145H256V143L258 142V141ZM145 141V140H144ZM147 141V140H146ZM153 141H154V138H153ZM176 141V140H175ZM200 141H202V140H200ZM224 141L225 140H223L222 141V143H223V145H225L224 144ZM240 141V140H239ZM113 142V141H112ZM123 142H126V141H123ZM129 142V141H128ZM127 142V143H128ZM138 142V141H137ZM162 142H163V140H162ZM177 142V141H176ZM198 142V141H197ZM197 142H192V147H193V143L195 144L194 146H196V143ZM207 142V141H206ZM208 142H210V141H208ZM221 142V141H220ZM232 142V141H231ZM231 142H229V144H230V146L232 145L231 144ZM233 142H234V140H233ZM260 142V143H261ZM110 143V142H109ZM115 143V142H114ZM147 143V142H146ZM145 143V144H146ZM154 144H156L157 142H153ZM226 143V142H225ZM237 143V142H236ZM242 143H244V142H242ZM102 144V143H101ZM118 144V143H117ZM158 144V143H157ZM173 144V143H172ZM171 144V145H172ZM178 144H179V142H178ZM187 144H190L189 146H191V143H189L188 141H187ZM197 144H199V143H197ZM207 144V143H206ZM209 144V143H208ZM109 145V144H108ZM136 145V144H135ZM139 145V144H138ZM171 145H170V147H171ZM180 146H181V144H179ZM210 145H212V144H210ZM222 145V146H223ZM115 146V145H114ZM118 146V145H117ZM160 146V148H161V146L162 145H158V147ZM177 147L176 146V144H174V145H172V147ZM219 146H221V145H219ZM235 146H237V145H235ZM148 147V146H147ZM155 147H157V145H155ZM173 147V148H174ZM205 147V146H204ZM128 148V147H127ZM131 148V147H130ZM138 148H140V147H138ZM160 148H158L157 149V151H160V150H162V149H160ZM178 148V147H177ZM195 148V147H194ZM200 148H201V146H200ZM143 149V148H142ZM179 149H180V147H179ZM182 150H180V152H182V153H184L185 152V150H183V148H181ZM188 149V151L189 152H191L190 150H192L191 148H187ZM238 149V148H237ZM120 150V149H119ZM154 150H156V149H154ZM164 150V149H163ZM170 150H172V148H170ZM174 150V149H173ZM172 150V151H173ZM195 149H193V151H194ZM198 150V149H197ZM202 150V149H201ZM200 150V151H201ZM235 150V149H234ZM145 151V150H144ZM177 151H179V150H177ZM177 151H174V152H177ZM187 151V150H186ZM187 151V152H188ZM219 151H220V148H219ZM222 151V150H221ZM143 152V151H142ZM146 152V151H145ZM161 152V151H160ZM164 152H165V150H164ZM163 152V153H164ZM180 152H178L179 153V155H180V158H181V155L182 154H180ZM187 152L185 153V155H187ZM194 152H196V150L194 151ZM226 152V151H225ZM120 153H121V151H120ZM208 153V152H207ZM221 153H224V152H221ZM220 153V154H221ZM232 153V152H231ZM261 153V154H260ZM125 154V153H124ZM133 154V153H132ZM171 154H173V153H171ZM198 154V153H197ZM200 154V153H199ZM201 154H202V152H201ZM200 154V155H201ZM245 154V153H244ZM243 154V155H244ZM148 157H150L151 155L149 154V152H148ZM158 155H159V152H158ZM165 155V154H164ZM174 155V154H173ZM172 155V156H173ZM184 155V154H183ZM188 155L189 156H192L191 154H189L188 153ZM242 155V154H241ZM240 155V157H243V156H241ZM115 156H117V155H115ZM136 156V155H135ZM155 156H157V155H155ZM202 156V155H201ZM206 156V155H205ZM221 156H226V154L225 155H223V154H221ZM157 157H160V155L159 156H157ZM170 157V156H169ZM184 157V156H183ZM186 157V156H185ZM188 157V156H187ZM193 157V156H192ZM191 157V158H192ZM203 157V156H202ZM232 157V156H231ZM235 157H237V156H235ZM245 157V156H244ZM259 157V156H258ZM260 157H262V156H260ZM119 158V157H118ZM142 158V157H141ZM170 158H172V157H170ZM170 158H169V160H170ZM175 158V157H174ZM190 158V157H189ZM188 158V160H190V162H192V160L191 159H189ZM204 158V157H203ZM215 158V157H214ZM225 158H227V157H225ZM263 158H264V156H263ZM11 159H12V157H11ZM123 159V158H122ZM149 159V158H148ZM158 159V158H157ZM156 159V160H157ZM173 159V158H172ZM171 159V160H172ZM182 159V158H181ZM187 159V158H186ZM186 159L184 158V160L185 161H183V160H181L182 162H185V164H186ZM195 159H197L196 157H195ZM211 159H213V158H211ZM215 159H217V158H215ZM230 159V158H229ZM244 159V158H243ZM258 160V162H259V158H257ZM13 160V159H12ZM121 160V159H120ZM144 160V159H143ZM152 160V159H151ZM155 160V161H156ZM163 160H165L164 158H163ZM167 160V159H166ZM168 160V161H169ZM170 160V161H171ZM175 160V159H174ZM193 160H194V157H193ZM204 160V159H203ZM221 161L223 160V158L222 159H220ZM231 160V159H230ZM229 160V161H230ZM236 160H237V158H236ZM248 160V158L246 159V161ZM263 160L264 159H262V161L261 162H263ZM168 161L167 162H165V163H168ZM195 161V160H194ZM199 161H201V160H199ZM212 161V160H211ZM210 161V162H211ZM218 161V160H217ZM217 161H215V163H217ZM226 162H227V160H225ZM228 161V162H229ZM245 161V162H246ZM120 162V161H119ZM139 162H141V161H139ZM188 162V161H187ZM197 162V161H196ZM202 162H204V163H206L205 162V160L204 161H202ZM226 162H222V166H223V163H226ZM231 162V161H230ZM229 162V163H230ZM242 162V161H241ZM244 162V161H243ZM158 163V162H157ZM174 163H176V164H178L177 162H174ZM203 163V164H204ZM212 163V162H211ZM210 163V164H211ZM236 163V162H235ZM260 163V162H259ZM184 164V165H185ZM190 164V163H189ZM248 164V163H247ZM258 164V163H257ZM262 163H260V166H262L261 165ZM157 165V164H156ZM179 165V164H178ZM176 166V165H174V168L173 169H175V171H176V168L175 167H178V168H180V166ZM187 165V164H186ZM185 165V166H186ZM193 165V164H192ZM192 165H189V166H191V167H193ZM207 165V164H206ZM213 165V163L211 164V166ZM224 165H226V164H224ZM234 165V164H233ZM166 166H167V164H166ZM170 166H173V165H171L170 164ZM195 166H196V164H195ZM201 166V165H200ZM199 166V167H200ZM216 166V165H215ZM226 166H228V165H226ZM225 166V167H226ZM259 166V165H258ZM257 166V167H258ZM264 166V165H263ZM263 166L261 167V168H263ZM157 167V166H156ZM187 167V166H186ZM198 167V166H197ZM202 167V166H201ZM229 167V166H228ZM227 167V168H228ZM237 167V166H236ZM151 168V167H150ZM210 167H208L207 169H209ZM233 168V167H232ZM234 168H235V166H234ZM238 168V167H237ZM159 169V168H158ZM168 169H171L170 167H168ZM168 169L167 170H165L166 172H168ZM187 169H189V168H187ZM186 169V170H187ZM193 169V168H192ZM199 169V168H198ZM197 168H196V171L198 170ZM155 170V169H154ZM182 170V169H181ZM189 170H191V168L189 169ZM189 170H187V171H189ZM204 170V169H203ZM203 170H202V172H203ZM233 170V169H232ZM239 170H240V168H239ZM257 170V169H256ZM178 171H180V170H178ZM193 171H194V169H193ZM243 171V170H242ZM246 171V170H245ZM253 171V170H252ZM212 172L214 173V171L212 170ZM216 172V171H215ZM230 172H231V170H230ZM249 172V171H248ZM170 173H172L173 174V172H169V174ZM175 173H177V172H175ZM174 173V178H176V179H178V177H175L176 175H178V174H175ZM179 173V172H178ZM183 173V172H182ZM204 173V172H203ZM232 173V172H231ZM231 173H229V174H231ZM244 173V172H243ZM168 174V173H167ZM181 173H179V175H180ZM184 174V173H183ZM190 174H194L195 175V172L194 173H192V172H190ZM223 174V173H222ZM221 174V175H222ZM233 174V173H232ZM236 174V173H235ZM121 175V174H120ZM187 175V174H186ZM197 175V174H196ZM200 175V174H199ZM206 175V174H205ZM214 175V174H213ZM220 175V176H221ZM227 175V174H226ZM238 175V174H237ZM167 176V175H166ZM170 176H171V174H170ZM171 176V177H172ZM182 176V175H181ZM181 176H179V177H181ZM185 176V175H184ZM219 176V175H218ZM217 176V177H218ZM228 176H230V175H228ZM244 176H245V174H244ZM122 177V176H121ZM171 178V179H174V178ZM186 177V176H185ZM207 177V176H206ZM168 178V177H167ZM204 178V177H203ZM220 178V177H219ZM237 178H238V176H237ZM245 178V177H244ZM259 178V177H258ZM258 178L256 177V176H254V183H255V185H256V188L259 190V192H260V181L258 180ZM121 179H124V177L123 178H121ZM181 179H183V178H181ZM185 179V178H184ZM212 179V178H211ZM218 179V178H217ZM216 179V180H217ZM221 179V178H220ZM234 179V178H233ZM246 179V178H245ZM248 179V178H247ZM170 180V179H169ZM175 180V179H174ZM179 180V179H178ZM214 180V179H213ZM212 180V181H213ZM216 180H215V182H216ZM222 180V179H221ZM181 181V180H180ZM200 181H202V180H200ZM199 181V182H200ZM223 181V180H222ZM225 181V180H224ZM229 181H231V179L229 180ZM233 181V180H232ZM252 181V180H251ZM198 182V183H199ZM211 182V181H210ZM209 182V183H210ZM214 182V181H213ZM226 182V181H225ZM225 182H223V184H225ZM222 183V182H221ZM253 183V184H254ZM187 184V183H186ZM195 184V183H194ZM201 184V183H200ZM207 184V183H206ZM216 184V183H215ZM235 184V183H234ZM233 184V185H234ZM237 184V183H236ZM252 184V183H251ZM179 185V184H178ZM185 185V184H184ZM227 185V184H226ZM225 185V186H226ZM255 185H253V186H255ZM187 186V185H186ZM207 186V185H206ZM209 186V185H208ZM208 186H207V188H208ZM214 186H216V185H214ZM227 186H229V185H227ZM251 186V185H250ZM125 187V186H124ZM123 187V188H124ZM188 187V186H187ZM230 187V186H229ZM185 188V187H184ZM184 188L180 191V193H179V195H177L176 197H181L180 195L181 194H184V192H186V191H184ZM194 188H195V186H194ZM193 188V185H192V189H194ZM228 188V187H227ZM246 188V187H245ZM188 189H189V187H188ZM190 189H191V187H190ZM192 189H191V191H192ZM225 189V188H224ZM229 189V188H228ZM254 189V188H253ZM123 190V189H122ZM198 190V189H197ZM209 190H211V189H209ZM214 190V189H213ZM225 190H227V189H225ZM224 190V191H225ZM230 190V189H229ZM234 190V189H233ZM232 190V191H233ZM178 191V190H177ZM176 191V192H177ZM219 191V190H218ZM257 191V190H256ZM175 192V191H174ZM174 192H172V193H174ZM199 192V191H198ZM222 192H223V190H222ZM258 192V191H257ZM171 193V194H172ZM196 193H197V191H196ZM226 193V192H225ZM234 193H236V192H234ZM177 194H178V192H177ZM195 194V193H194ZM227 194H229V192L227 191ZM226 194V195H227ZM231 195H232V192L230 193ZM176 195V194H175ZM196 195V194H195ZM199 195V194H198ZM201 195V194H200ZM225 195V194H224ZM223 194H221V196L222 197H226V195L224 196ZM261 195V194H260ZM189 196V194H187V197ZM219 196V195H218ZM262 196V195H261ZM260 196V197H261ZM185 197V196H184ZM196 197H197V195H196ZM199 197V196H198ZM228 197V196H227ZM161 198V197H160ZM160 198H159V201H161L160 200ZM200 198H202V196L200 197ZM199 198V199H200ZM173 199V198H172ZM175 199V198H174ZM202 199H204V198H202ZM210 199H212V198H210ZM180 200V199H179ZM206 200H207V198H206ZM205 201V200H204ZM213 201H215V199L213 198ZM212 201V202H213ZM158 202V201H157ZM207 203V202H206ZM204 204V203H203ZM216 204V203H215ZM157 205V207L160 205L159 203H157L156 204ZM191 205L195 208V207H197V205H198V201H196L195 203H191ZM226 205V204H225ZM209 206V205H208ZM219 206H221V204L219 205ZM200 208H201V206H199ZM203 207V206H202ZM227 207V206H226ZM230 207V206H229ZM229 207H228V209H229ZM209 208V207H208ZM223 208V207H222ZM202 209V208H201ZM225 209H227V208H225ZM224 209V210H225ZM157 210H158V208H157ZM203 210V209H202ZM233 211V210H232ZM120 216H121V213H120ZM191 230V229H190ZM192 233V232H191ZM213 242V241H212ZM215 242H217V241H215ZM208 244H209V242H208ZM214 244V243H213ZM212 244V245H213ZM209 245H211V244H209ZM211 245V246H212ZM212 249V248H211ZM214 250V249H213ZM99 251H101V249L99 250ZM212 251V250H211ZM5 252L7 253V251L6 250H1L0 249V259L3 257V255L5 254ZM213 253H215L216 252V250H215V252L214 251H212ZM211 252V253H212ZM9 253V252H8ZM213 255V254H212ZM5 256L7 257L8 255H6L5 254ZM4 256V257H5ZM10 256V255H9ZM81 258V257H80ZM90 258V257H89ZM10 259V258H9ZM8 259V260H9ZM78 258H76V260H77ZM102 259H103V257H102ZM105 259V258H104ZM218 259V258H217ZM217 259L213 256H211V258H210V260H209V264H211V263H214V262H216L217 261ZM7 260V261H8ZM12 260V259H11ZM81 260L82 259H80V262H81ZM88 260V259H87ZM79 261V260H78ZM89 261V260H88ZM2 262V261H1ZM5 262V261H4ZM97 262V261H96ZM6 264H7V262H5ZM75 263H77V261L75 262ZM89 263H90V261H89ZM78 264V263H77Z\"/></svg>",
	"mask_w": 264,
	"mask_h": 264
},
{
	"label": "crops",
	"instance_id": "crops-1",
	"mask_svg": "<svg viewBox=\"0 0 264 264\" xmlns=\"http://www.w3.org/2000/svg\"><path fill=\"white\" fill-rule=\"evenodd\" d=\"M188 102H190V106L192 107L191 117H190V120L188 121L189 122L188 125H187V122L184 123L185 124L184 125L181 121H179V119H177V118L175 119V117H173V116L170 118L167 117V119H166V117L158 116L159 117V118H157L158 120L156 119V116H152L151 117L152 121L150 120L151 118L148 119L149 124L147 126V123H148L147 120H146L147 122L144 120L145 121L144 123L142 120H140L141 122H139V119L138 118L135 119L136 117H133V115L131 116L132 118L130 116H128L130 118L127 117L123 121H121V119L118 118V113L120 112V108L117 107L118 108L117 109L116 106L114 108V106H112V105L107 106L108 108L104 105H102L103 107H101V106L99 107V105H97V106L94 105V101H93L92 102L93 104H92L91 131L89 133L90 147H89V149H87V154H86L87 155V159H86L87 182L89 183V180L91 177L92 178V184H93V186H92L93 192H95L97 195L99 193H104V190L99 191L100 188L101 189L108 188L110 190V193H113V189L115 190L118 188V192H117L118 195L117 196L112 195V194L109 195L107 202H119V203L123 202V203H136V204H157V203H159L160 205H162V204L179 203L183 199L188 204H191V203L193 204L196 201L204 202L205 204H208L209 206L207 205L202 210V212L197 211V209H195L194 207H191L189 209V216L190 217L204 220V222L199 223L198 227H197V236H198V240H199V244L198 245L196 244L197 251L195 252V250L191 249L189 234H188V230L186 227H184L182 229L180 236L177 235V246H178V250H179L181 256L183 257V263L184 264H207V261H208V259L210 260L211 256L212 257L214 256L216 259L218 258L216 262L211 263V264H264V166H263L264 163L261 164L263 166V168H261L262 166H260V163L257 164L255 160H254L255 164L251 165V163H249L250 158L247 157L248 153L244 151L245 149H241V148L239 149V144H242L241 146H243L246 143V137L244 135H240L239 138L242 136L241 137L242 140H241L238 138L239 134L237 132H234V130L235 131L237 130L236 129L237 125H234L235 123H237L235 118H231L230 120H227L228 122L227 123L224 122L225 125H223V126H222V124L217 125L215 117L213 116L212 112L209 110L208 107L200 105L198 103V100H192V101H188ZM111 108L112 109L114 108V109L112 110ZM93 109H96V110H94L95 111L94 115L95 116L97 115L100 118L94 117ZM109 110H110V112L112 111V113H114V114H112V113L109 114ZM114 111H116L117 114ZM104 112L106 114H104ZM113 115H114V117H113ZM110 117H111V119H110ZM131 119H133V120L131 121ZM153 119H155V120H153ZM136 120H138V122ZM109 121H110V123H107ZM134 121H136V122H134ZM150 121L151 122L154 121L153 122L154 128H153V126H150ZM155 121H156V123H155ZM171 121H173L174 124ZM131 122H133V123H131ZM158 122H161V123L158 124ZM105 123H106V125H104ZM175 123L179 124V127L177 124H176L177 125L176 126ZM161 124H163V125H161ZM126 125H128V126H126ZM137 125H138V127H137ZM144 125H146V126H144ZM189 125H191V127H192V128L191 127L190 128L193 130V132H192L193 134H194V131H196V133H197V134L195 133L196 135L191 134L190 131H192V130L189 128ZM230 125H232V126H230ZM233 125H234V127H233ZM134 126H136V128ZM156 126H159V127L157 128ZM161 126H163V128ZM183 126H185V128H183ZM126 127H128V128H126ZM149 127H152V128H149ZM168 127L171 129H169V130L166 129ZM173 127H175L174 128L175 130L173 129ZM209 127L211 129H213L212 135H211V133H205L204 134L203 132H205V131H203V130L210 129ZM217 127L219 130L217 129ZM144 128L149 129V131L147 129L149 134L147 133L146 129H144ZM187 128L190 129V131L186 130ZM177 129H178V131H177ZM97 130L98 131L101 130V131L98 133ZM232 130H233V133H232ZM124 131L127 133L124 134L123 133ZM176 131L178 132L177 134H175ZM179 131H180V133H179ZM170 132H175V133L172 134ZM151 133H153V134H151ZM185 133L188 135V137L190 135V137L188 138L186 136V138L184 140L182 139V142H184V141L185 142L181 143L180 142L181 139H179V138H184ZM198 133H201L200 137H199ZM217 133H218V136L213 137V136L217 135ZM179 134H181V135H179ZM177 135H178V137H177ZM191 135H192V137H191ZM225 135H226V137L228 136L229 139H226ZM229 135H230V137H229ZM102 136H104V137H102ZM205 136H208V139ZM220 136H223V137H220ZM155 137H157V138H155ZM158 137H160V138L162 137V138L160 139ZM195 137L197 138L196 140L198 142L194 140ZM110 138H111V140H110ZM153 138H154V141L157 142L158 144L153 143L154 142ZM166 138H167V140H166ZM173 138H175V139H173ZM204 138H206L205 141H203ZM213 138H214V142H213V140L211 141V139H213ZM244 138H245V140H244ZM162 140H163V142H162ZM200 140H202V141H200ZM223 140H225L224 141L225 145H223V143H222ZM233 140H234V142H233ZM123 141H126V142H123ZM187 141L189 143H191V146H189L190 144H187ZM208 141H210V142H208ZM178 142H179V144H181V146L178 144ZM192 142H194V143L197 142L199 144L196 143V146H194L195 144L193 143V147H192ZM229 142H231V144H232L231 146H230ZM242 142H244V143H242ZM171 144L172 145L176 144V146L178 148L174 147V146H173L174 147L173 148ZM210 144H212V145H210ZM155 145H157V147H155ZM158 145H162L161 148H160V146L158 147ZM170 145H171V147H170ZM219 145H221V146H219ZM235 145H237V146H235ZM200 146H201V148H200ZM138 147H140V148H138ZM179 147H180V149H179ZM158 148L162 149V150H160L161 152L157 151ZM170 148H172V150L173 149L174 150L172 151V150H170ZM181 148H183V150L186 149L187 151H188L187 148H191L192 150H190L191 152H189V151L187 152L185 150V152L182 153L183 151L180 152V150H182ZM219 148H220V151H219ZM154 149H156V150H154ZM163 149L165 150V152ZM193 149H195L196 152H194L195 150L193 151ZM177 150H179V151H177ZM120 151H121V153H120ZM174 151H177V152H174ZM148 152L151 155L150 157H148L149 156ZM158 152H159L160 157H157V156H159ZM178 152H180V154H182L181 155L182 159L180 158V155ZM186 152H187V155H185ZM201 152H202V154H201ZM221 152H224V153H221ZM171 153H173L174 155ZM188 153L194 157L195 161L193 160L192 156L188 155ZM220 153L223 155L226 154V156H221ZM115 155H117V156H115ZM155 155H157V156H155ZM240 155L243 157H240ZM169 156L172 157L173 159L170 158ZM235 156H237V157H235ZM195 157L197 159H195ZM214 157L217 159H215ZM225 157H227V158H225ZM163 158L165 160H163ZM169 158H170V160L171 159L172 160L170 161ZM184 158L185 159L187 158L186 159L187 165L185 164V162L181 161V160L185 161ZM188 158L191 159L192 162H190V160H188ZM211 158H213V159H211ZM222 158H223V160L221 161L220 159H222ZM236 158H237V160H236ZM247 158H248V160L246 161ZM203 159L205 160L206 163L202 162V161H204ZM199 160H201V161H199ZM225 160H227V162ZM139 161H141V162H139ZM167 161H168V163H165ZM210 161L213 163L212 166H211L212 163ZM215 161H217V163H215ZM174 162H177L179 165L174 163ZM222 162H226V163H223V166H222ZM166 164H167V166H166ZM170 164L173 166H170ZM195 164H196V166H195ZM224 164L228 165L229 167L224 165ZM174 165H176V166L178 165V166H180V168L175 167L176 168V171H175V169H173ZM189 165H192L193 167H191ZM234 166H235V168H234ZM168 167H170L171 169H168ZM208 167H210V168L207 169ZM187 168H189V169L191 168V170H189ZM192 168L194 169V171ZM196 168L197 169L199 168V169L196 171ZM239 168H240V170H239ZM167 169H168V172L165 171ZM186 169L189 171H187ZM178 170H180V171H178ZM202 170L204 173L202 172ZM212 170L214 171V173L212 172ZM230 170L233 174L230 172ZM170 171L173 172V174L170 173L171 176L172 175L174 176V173L177 172L175 174H178V175H176L175 177H178L179 180L174 178L173 176L172 177L175 180L171 179L172 177L169 174ZM178 172L181 174L179 175ZM190 172H192V173L195 172V175L190 174ZM254 172H257L258 176L260 177V187H261L260 193L257 192L258 190H257L256 185L254 183L255 182L253 179L254 178L253 177ZM229 173H231V174H229ZM244 174H245V176H244ZM228 175H230V176H228ZM179 176H181V177H179ZM237 176H238V178H237ZM123 177H124V179H121ZM181 178H183V179H181ZM230 179H231V181H229ZM200 180H202V181H200ZM215 180H216V182H215ZM223 182H225V184H223ZM226 184L229 185L230 187L227 186ZM186 185L189 187V189ZM192 185H193V188L195 186L194 189H192ZM206 185L207 186L209 185L208 188ZM214 185H216V186H214ZM253 185H255V186H253ZM190 187H191L192 191H191ZM94 188H96V189L94 190ZM183 188H184V191H186V192H184V194H181L180 195L181 197H179V198L176 197L177 195H179L180 191ZM224 188L227 190H225ZM209 189H211V190H209ZM222 190H223V192H222ZM176 191L178 192V194ZM196 191H197V193H196ZM227 191L229 192V194H227ZM130 192L132 193V195H129ZM172 192H174V193H172ZM231 192H232V195L230 194ZM234 192H236V193H234ZM194 193L197 195V197ZM187 194H189L188 197H187ZM221 194H223V195L227 194V195L224 198L221 196ZM201 196L204 199L200 198ZM115 197H117L118 199L114 200ZM159 198L161 201H159ZM206 198H207V200H206ZM210 198H212V199H210ZM213 198L215 199V201H213ZM215 203L216 204H218V203H230L231 204V207H230V210L228 213L227 221H225L223 223H221L220 221L218 223L208 221V220H214V219L218 218L217 214L219 212L214 209ZM210 204H211V206H210ZM243 205H245V206H243ZM215 241H217V242H215ZM208 242L211 245L213 243L214 244L211 246L208 244ZM211 250L214 252L216 250V252L213 253ZM129 262L133 264V262H136V261H129Z\"/></svg>",
	"mask_w": 264,
	"mask_h": 264
}]
</instances>
